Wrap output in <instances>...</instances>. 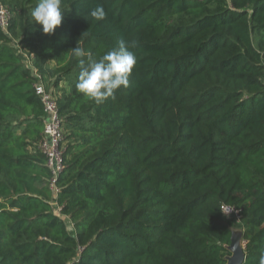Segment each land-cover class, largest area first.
I'll return each instance as SVG.
<instances>
[{"label":"trees","instance_id":"obj_1","mask_svg":"<svg viewBox=\"0 0 264 264\" xmlns=\"http://www.w3.org/2000/svg\"><path fill=\"white\" fill-rule=\"evenodd\" d=\"M36 3L0 0V264H226L234 227L242 264H258L264 0H62L52 35L30 24ZM120 40L137 44L128 87L97 105L76 90L70 50L98 60ZM18 48L57 103L56 192Z\"/></svg>","mask_w":264,"mask_h":264},{"label":"clouds","instance_id":"obj_2","mask_svg":"<svg viewBox=\"0 0 264 264\" xmlns=\"http://www.w3.org/2000/svg\"><path fill=\"white\" fill-rule=\"evenodd\" d=\"M63 12L62 0H37L36 6L30 12V24L42 26L45 35H52L62 23ZM90 16L94 21H102L106 18V12L103 6H97ZM136 46L135 41L128 43L120 40L98 60L81 47L70 50L78 61L76 90L97 105L109 98L115 100L116 92L122 87H128L129 77L136 64V55L130 49ZM220 210L225 215L232 211L226 207ZM258 264H264V255H261Z\"/></svg>","mask_w":264,"mask_h":264},{"label":"built area","instance_id":"obj_3","mask_svg":"<svg viewBox=\"0 0 264 264\" xmlns=\"http://www.w3.org/2000/svg\"><path fill=\"white\" fill-rule=\"evenodd\" d=\"M9 17L10 15L7 9L0 4V29L3 32L7 31ZM18 54L21 55L24 63L33 69V76L36 79L33 84L34 94L40 99L43 106V112L45 114L43 124V139L40 142V148L46 155V166L51 172V188L56 192L57 190L55 187V181L58 175L61 173L63 167L60 150V142L62 141L63 136L61 133L57 103L53 94L51 93L52 91L47 89L46 83L44 82L42 76L39 74L37 69L33 67V55L22 52L19 48ZM225 207L232 211H230L227 215L221 212L222 215L226 218H233L235 221H239V212L227 205H221L220 209Z\"/></svg>","mask_w":264,"mask_h":264},{"label":"water","instance_id":"obj_4","mask_svg":"<svg viewBox=\"0 0 264 264\" xmlns=\"http://www.w3.org/2000/svg\"><path fill=\"white\" fill-rule=\"evenodd\" d=\"M240 236V232H235V234L232 232V241L228 247L231 255L227 258L226 264H242L243 262L244 256L241 249Z\"/></svg>","mask_w":264,"mask_h":264},{"label":"crops","instance_id":"obj_5","mask_svg":"<svg viewBox=\"0 0 264 264\" xmlns=\"http://www.w3.org/2000/svg\"><path fill=\"white\" fill-rule=\"evenodd\" d=\"M237 228V230L235 231L236 233L238 232H240L241 233V229H240V227H234L233 229H236Z\"/></svg>","mask_w":264,"mask_h":264},{"label":"rangeland","instance_id":"obj_6","mask_svg":"<svg viewBox=\"0 0 264 264\" xmlns=\"http://www.w3.org/2000/svg\"><path fill=\"white\" fill-rule=\"evenodd\" d=\"M40 74V73H39ZM41 75V74H40ZM47 81H49V80H47ZM231 219V218H230ZM238 223V222H237ZM241 229V228H240ZM237 230V228L236 229H232V232H234V234H235V231ZM241 245H242V243H241Z\"/></svg>","mask_w":264,"mask_h":264}]
</instances>
